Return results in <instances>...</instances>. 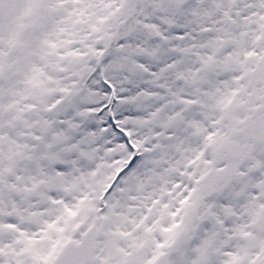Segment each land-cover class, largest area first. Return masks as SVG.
Returning <instances> with one entry per match:
<instances>
[{
    "label": "snow or ice",
    "instance_id": "snow-or-ice-1",
    "mask_svg": "<svg viewBox=\"0 0 264 264\" xmlns=\"http://www.w3.org/2000/svg\"><path fill=\"white\" fill-rule=\"evenodd\" d=\"M0 264H264V0H0Z\"/></svg>",
    "mask_w": 264,
    "mask_h": 264
}]
</instances>
